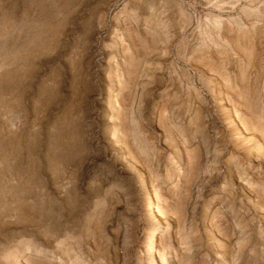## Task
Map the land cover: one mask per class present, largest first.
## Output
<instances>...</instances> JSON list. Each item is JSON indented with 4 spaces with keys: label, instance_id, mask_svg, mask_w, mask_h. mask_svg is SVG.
<instances>
[{
    "label": "rangeland",
    "instance_id": "374dc122",
    "mask_svg": "<svg viewBox=\"0 0 264 264\" xmlns=\"http://www.w3.org/2000/svg\"><path fill=\"white\" fill-rule=\"evenodd\" d=\"M0 264H264V0H0Z\"/></svg>",
    "mask_w": 264,
    "mask_h": 264
}]
</instances>
